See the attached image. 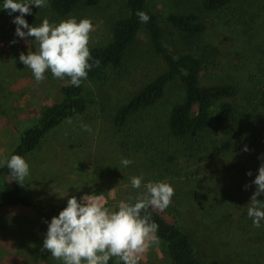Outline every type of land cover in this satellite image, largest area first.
<instances>
[{"label":"rangeland","instance_id":"374dc122","mask_svg":"<svg viewBox=\"0 0 264 264\" xmlns=\"http://www.w3.org/2000/svg\"><path fill=\"white\" fill-rule=\"evenodd\" d=\"M126 1L88 0L66 18L51 12L50 0L46 7L30 6L37 14L36 26L44 18L53 24L72 17L78 22L89 18L94 28L90 49L111 41L116 18L128 15ZM201 2L150 0L149 7L162 16L164 42L174 55H200L206 66L204 85L226 82L239 88L238 96L229 100L235 106L232 119L222 126L213 124L189 144L192 149L172 140L167 116L184 96L178 81L168 87L159 104L119 131L114 123L119 107L166 71L165 62L143 32L125 67L114 71L107 83L85 80L90 100L87 112L55 131L25 159L30 175L22 187L52 218L71 196L79 199L84 194L103 193L106 206L114 210L122 200L128 202L131 197L134 202L147 182L164 181L174 188L165 211L196 235L194 243L205 264H264V221L255 228L247 215V204L256 190L252 181L264 163V0H235L229 9L215 14L204 12ZM191 12L200 14L208 25L197 40H189L165 19L169 14ZM14 18L0 9V99L6 112L0 114V160L9 158L21 132L34 124L44 105L62 101L61 90L67 84V77L54 78L50 70L37 83L19 61L20 53L27 55L37 46L34 38L15 35ZM82 124L89 125L92 133L84 131ZM245 146L249 151H242ZM123 158L133 163L123 167ZM141 174L142 187L132 188L130 178ZM257 199L264 201V194ZM45 236L41 217L30 209H0V264H62L50 252L41 251ZM140 264L171 261L160 241Z\"/></svg>","mask_w":264,"mask_h":264},{"label":"trees","instance_id":"16d2710c","mask_svg":"<svg viewBox=\"0 0 264 264\" xmlns=\"http://www.w3.org/2000/svg\"><path fill=\"white\" fill-rule=\"evenodd\" d=\"M87 1L50 0L49 8L56 17L66 18L80 10ZM234 1L202 0L201 7L204 12L215 14L229 9ZM149 3L150 0L126 1L128 15L116 18L112 27L111 41L107 45L90 48L92 60L89 63L93 64V67L89 70L86 80L107 83L114 71H120L125 67L130 52L138 44L144 32L155 53L165 62L166 71L142 86L127 103L119 107L114 118L115 126L119 131H123L132 120L159 104L171 84L180 81L184 96L168 113V136L192 149L189 144L213 124L222 126L232 119L235 106L229 100L238 96L239 88L226 82L204 85L203 76L206 66L200 55L172 53L164 42V31L160 23L162 16L150 9ZM3 4L4 0H0V9H3ZM31 9V14L25 15L24 18L29 26H36L37 14L32 7ZM138 11L149 15L150 19L147 23L140 21L136 14ZM12 14L19 15L18 12ZM165 19L189 40L200 39L208 30V25L196 12L173 13L166 15ZM96 60L99 61L98 66H95ZM61 94L63 97L61 102L44 105L34 124L21 132L20 142L9 158L14 154L21 155L25 159L32 156L55 131L67 123L69 118L73 121L87 112L90 100L86 93L85 80L82 81L81 86L75 87L67 78V84L62 88ZM0 114H6L1 99ZM262 141L264 156V136ZM171 159L173 160L174 157ZM7 179L13 180L10 170L6 166L0 167V183H3L0 189V209L15 207L30 209L41 217L47 233L48 223L45 221L50 222L51 218L27 196L17 181L7 182ZM148 211L152 220L159 226L156 235L163 243L171 264H205L195 246L194 233L191 234L175 223L174 219L171 220L165 210L149 208ZM108 264H117V258H111Z\"/></svg>","mask_w":264,"mask_h":264},{"label":"clouds","instance_id":"9594fccd","mask_svg":"<svg viewBox=\"0 0 264 264\" xmlns=\"http://www.w3.org/2000/svg\"><path fill=\"white\" fill-rule=\"evenodd\" d=\"M30 5L46 7L47 0H4L3 4L9 15L19 13L13 20L15 35L21 39L32 37L37 46L27 55L20 53L19 61L31 70L37 83L44 81L45 73L50 70L54 78L64 80L67 77L73 86H81L93 67L89 63L92 60L89 49L90 34L94 30L92 21L83 18L78 22L72 17L53 24L44 18L40 25L29 26L24 17L31 14ZM136 14L142 23L150 19L143 11ZM98 65L96 60L95 66ZM67 123H72L71 118ZM81 127L92 133L89 125L82 124ZM242 151L249 149L245 146ZM120 163L127 167L133 161L123 158ZM4 166L10 170L13 180L25 185L30 168L24 157L14 154L0 160V167ZM247 175L251 176V171ZM143 180V174L131 177L132 188L140 189ZM252 184L256 185V190L247 204V215L252 218L253 226L259 228L264 221V201L257 199L264 194V163ZM143 187L145 191L135 198V203L131 202V197L128 202L122 200L118 210L106 206L107 198L103 193L84 194L79 199L71 196L58 216L52 217L50 222L45 221L48 229L41 251L50 252L51 257L62 264H108L111 258H117V264H140L149 249L160 242L156 235L159 226L148 210L164 211L174 196V188L164 181H149ZM248 187L250 185H245Z\"/></svg>","mask_w":264,"mask_h":264}]
</instances>
